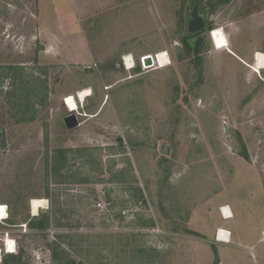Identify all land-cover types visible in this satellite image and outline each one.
I'll return each instance as SVG.
<instances>
[{
  "label": "rangeland",
  "instance_id": "obj_1",
  "mask_svg": "<svg viewBox=\"0 0 264 264\" xmlns=\"http://www.w3.org/2000/svg\"><path fill=\"white\" fill-rule=\"evenodd\" d=\"M256 51L264 0H0V264H264ZM32 198L47 200L35 216Z\"/></svg>",
  "mask_w": 264,
  "mask_h": 264
},
{
  "label": "bare ground",
  "instance_id": "obj_2",
  "mask_svg": "<svg viewBox=\"0 0 264 264\" xmlns=\"http://www.w3.org/2000/svg\"><path fill=\"white\" fill-rule=\"evenodd\" d=\"M255 68L256 69H264V52L257 51L255 52ZM157 59L154 58L153 65L157 66V68L164 67L169 61V55L165 50H161L157 53ZM150 55V54H145ZM155 57L152 55V58ZM124 60L126 62L127 68H132L135 64V59L131 54H126L124 56ZM151 66H146L149 68ZM92 95V91L90 88H83L76 92V94H68L66 97V103L68 110L70 112L77 111L79 109V102H83L87 99L88 96ZM0 208L3 209V212H0V219H6L8 217L7 206L4 204H0ZM30 208L32 215L39 214L40 209L47 208V200L40 199V198H32L30 201ZM222 216L226 219H229L233 216V212L230 206L225 205L221 209ZM230 235L231 233L225 229H220L219 235L217 238L224 242H230ZM6 251L8 253H13L16 251V243L15 240L12 238H8L6 242ZM1 251V250H0Z\"/></svg>",
  "mask_w": 264,
  "mask_h": 264
},
{
  "label": "water",
  "instance_id": "obj_3",
  "mask_svg": "<svg viewBox=\"0 0 264 264\" xmlns=\"http://www.w3.org/2000/svg\"><path fill=\"white\" fill-rule=\"evenodd\" d=\"M199 5L200 3L199 1H197L195 7L193 8L191 19L188 24L189 33H195L205 28L206 21L205 18L199 12ZM144 64L146 66L153 65V59L151 55H147L144 58ZM64 122L68 129H72L80 125L78 116L75 112H70L68 115H66L64 117Z\"/></svg>",
  "mask_w": 264,
  "mask_h": 264
},
{
  "label": "trees",
  "instance_id": "obj_4",
  "mask_svg": "<svg viewBox=\"0 0 264 264\" xmlns=\"http://www.w3.org/2000/svg\"><path fill=\"white\" fill-rule=\"evenodd\" d=\"M227 1H228V0H220V3H224V2H227ZM200 31H201V30H200ZM200 31H197V32H195L194 34H197V33H199ZM185 42H186L187 48H188V50H189V53H191L192 48H191L190 45H189V41L186 40ZM201 43H202V38H199V39L196 41L195 48H194V50H196V52H199V51H200V49H201ZM58 151L60 152V150H58ZM48 219H49V218L46 216L45 219H39L38 221L31 222V224L34 225V226H36V227H41V228H43V227H45V226L47 225V223H48ZM7 255L10 256V257H12V258H14V259L18 258V256L14 255L13 253H7ZM6 263H8L7 258L5 259V261H4L3 264H6Z\"/></svg>",
  "mask_w": 264,
  "mask_h": 264
},
{
  "label": "crops",
  "instance_id": "obj_5",
  "mask_svg": "<svg viewBox=\"0 0 264 264\" xmlns=\"http://www.w3.org/2000/svg\"><path fill=\"white\" fill-rule=\"evenodd\" d=\"M215 51H219L218 49H216L215 48ZM233 51V50H232ZM234 52V51H233ZM257 52V51H256ZM231 54H234L235 56H237V57H239V58H241L238 54H236L235 52L234 53H231ZM242 59V58H241ZM245 62V61H244ZM246 63V62H245ZM220 213H221V211H220ZM222 215V214H221ZM223 217V216H222ZM224 218V217H223ZM224 219H226V218H224ZM225 229V230H227V231H229L230 233H231V235H230V240H232V234H233V232H232V230L230 229V228H228L227 226H225V225H222V224H219V225H217V227H216V231H217V229ZM216 238H217V235H216ZM217 240L218 241H220V242H223V243H229V242H224V241H221V240H219L218 238H217ZM6 245V244H5ZM6 247V246H5Z\"/></svg>",
  "mask_w": 264,
  "mask_h": 264
},
{
  "label": "built area",
  "instance_id": "obj_6",
  "mask_svg": "<svg viewBox=\"0 0 264 264\" xmlns=\"http://www.w3.org/2000/svg\"><path fill=\"white\" fill-rule=\"evenodd\" d=\"M214 31H215V28H213V29H211V31H210V34H211V37H212V39L214 38ZM151 56L153 55V56H155V57H153L152 59L154 60V58L155 59H157V53H155V54H150ZM147 55H143L142 57H141V59H142V62L144 63V58L146 57ZM145 65V64H144ZM219 232H220V229H218L217 230V232H216V235L218 236L219 235Z\"/></svg>",
  "mask_w": 264,
  "mask_h": 264
},
{
  "label": "snow or ice",
  "instance_id": "obj_7",
  "mask_svg": "<svg viewBox=\"0 0 264 264\" xmlns=\"http://www.w3.org/2000/svg\"><path fill=\"white\" fill-rule=\"evenodd\" d=\"M0 212H3V209L2 208H0Z\"/></svg>",
  "mask_w": 264,
  "mask_h": 264
}]
</instances>
